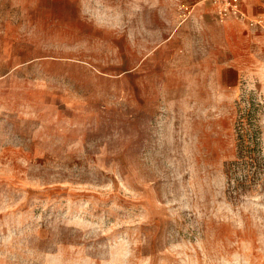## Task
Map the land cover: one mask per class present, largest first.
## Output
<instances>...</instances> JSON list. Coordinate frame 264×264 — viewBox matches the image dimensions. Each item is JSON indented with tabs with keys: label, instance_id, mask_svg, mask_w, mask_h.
<instances>
[{
	"label": "rangeland",
	"instance_id": "1",
	"mask_svg": "<svg viewBox=\"0 0 264 264\" xmlns=\"http://www.w3.org/2000/svg\"><path fill=\"white\" fill-rule=\"evenodd\" d=\"M179 1L0 0V264H264V31Z\"/></svg>",
	"mask_w": 264,
	"mask_h": 264
},
{
	"label": "crops",
	"instance_id": "2",
	"mask_svg": "<svg viewBox=\"0 0 264 264\" xmlns=\"http://www.w3.org/2000/svg\"><path fill=\"white\" fill-rule=\"evenodd\" d=\"M182 1L193 4L192 12L187 18L179 20L180 24L175 30L169 31L166 34H244L240 31L234 33L233 25L238 29H241V27H249L248 24L239 20L228 19L220 21L211 15H206L204 12L208 9L205 7V1ZM243 8L248 15L255 16L259 11V4L257 0H244Z\"/></svg>",
	"mask_w": 264,
	"mask_h": 264
},
{
	"label": "built area",
	"instance_id": "3",
	"mask_svg": "<svg viewBox=\"0 0 264 264\" xmlns=\"http://www.w3.org/2000/svg\"><path fill=\"white\" fill-rule=\"evenodd\" d=\"M209 2L218 20L234 19L245 22L249 27L264 31V0H257L259 11L255 16H250L243 8L244 0H202ZM193 4L182 0L178 2L177 8L181 15V20L189 16Z\"/></svg>",
	"mask_w": 264,
	"mask_h": 264
}]
</instances>
